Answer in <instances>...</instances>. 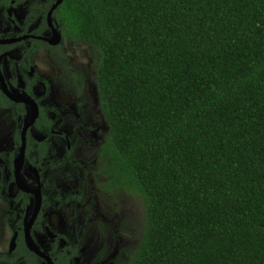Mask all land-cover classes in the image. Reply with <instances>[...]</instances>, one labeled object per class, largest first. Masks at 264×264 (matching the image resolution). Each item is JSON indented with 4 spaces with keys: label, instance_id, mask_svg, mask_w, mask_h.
<instances>
[{
    "label": "trees",
    "instance_id": "trees-1",
    "mask_svg": "<svg viewBox=\"0 0 264 264\" xmlns=\"http://www.w3.org/2000/svg\"><path fill=\"white\" fill-rule=\"evenodd\" d=\"M57 14L94 50L108 130L93 179L113 207L119 192L142 202L116 264H264V0H63Z\"/></svg>",
    "mask_w": 264,
    "mask_h": 264
},
{
    "label": "flooded vegetation",
    "instance_id": "flooded-vegetation-1",
    "mask_svg": "<svg viewBox=\"0 0 264 264\" xmlns=\"http://www.w3.org/2000/svg\"><path fill=\"white\" fill-rule=\"evenodd\" d=\"M55 2L0 0V74L10 94L38 107L37 118L26 128L25 158L16 175L14 161L33 105L14 101L0 88V108L5 118L15 120L12 145L0 146V264H116L87 237L92 224L107 226L101 205L114 209L112 193L93 179L102 140L99 123L107 128L98 115L94 50L64 31L59 6L50 15ZM55 28L61 35L58 44L49 42ZM87 57L88 67L77 63ZM41 62L51 69L40 67ZM83 144L97 146L91 161L77 155ZM88 181L101 197L99 207L86 203Z\"/></svg>",
    "mask_w": 264,
    "mask_h": 264
},
{
    "label": "rangeland",
    "instance_id": "rangeland-1",
    "mask_svg": "<svg viewBox=\"0 0 264 264\" xmlns=\"http://www.w3.org/2000/svg\"><path fill=\"white\" fill-rule=\"evenodd\" d=\"M79 48L89 49V47L84 46H80ZM77 63H81L86 66L88 63H90V59L87 57L84 60H78ZM40 64V67H44V69H51L49 64L46 62H41ZM42 71L46 72V70ZM5 115L6 114L3 113L0 108V146L7 145V147H10L12 145V141L10 142V134L12 135L13 133L12 130L15 126V120L8 117L5 118ZM102 126L103 123L100 122L99 128L101 127V132L99 138L101 139L108 130V126L107 128ZM95 127L97 128L98 125L95 124ZM91 138L92 137H89V139ZM96 138L97 137L95 135L93 136L92 140H95ZM96 149L97 146L93 148L83 144L82 149L77 155H79V157L85 158L88 161H91L95 155ZM95 193L96 187L91 185V182L88 181L84 186V197L87 201L86 203L92 207L95 205L99 207L100 204L97 201L101 197L95 196ZM119 194L121 195H118L117 202L114 203L117 210L115 209V206L114 209H112L110 206L105 207L104 204L101 205V207L105 208V212L107 213V226L105 225V227L102 229L101 227L92 224L89 229L90 233L87 235L89 244H93L92 242H97L98 245L95 248H103V251L106 253V255H108L110 258H113L115 261L124 259L125 256L132 252L141 236L143 222L142 202L138 199V197L130 195L126 192H119Z\"/></svg>",
    "mask_w": 264,
    "mask_h": 264
},
{
    "label": "water",
    "instance_id": "water-1",
    "mask_svg": "<svg viewBox=\"0 0 264 264\" xmlns=\"http://www.w3.org/2000/svg\"><path fill=\"white\" fill-rule=\"evenodd\" d=\"M63 2V0H56L55 4L53 5L51 11H50V15L52 14V11L54 9H56L61 3ZM61 40V35H60V32L58 30V28H55L54 29V35L52 37V39H49V42L52 43V44H58ZM0 88L2 90H4L5 92H7L8 96H10L14 101L16 102H30V104H32V100L30 99H26L24 98L22 95L21 96H18V97H15L13 94H10L6 88H7V85L4 81V78L2 76V74H0ZM32 108H31V111H30V114H28L26 116V119H25V126H24V129L22 131V144H21V147H20V152L19 154L17 155L15 161H14V164H15V172L17 173L16 175L19 174V171H20V168L23 164V161H24V158H25V132H26V128L32 124L35 119L37 118L38 116V107L34 104H32ZM39 202L41 200V197L39 195V198H38Z\"/></svg>",
    "mask_w": 264,
    "mask_h": 264
}]
</instances>
